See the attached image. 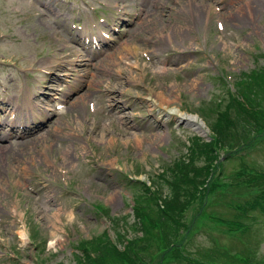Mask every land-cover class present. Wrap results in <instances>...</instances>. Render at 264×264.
<instances>
[{
    "label": "rangeland",
    "instance_id": "obj_1",
    "mask_svg": "<svg viewBox=\"0 0 264 264\" xmlns=\"http://www.w3.org/2000/svg\"><path fill=\"white\" fill-rule=\"evenodd\" d=\"M77 21L100 39L99 49H79ZM70 52L81 60L69 63ZM36 89L47 112L33 104ZM234 91L264 109V0H0V264H80V247L121 246L117 234H139V211L155 207L145 187L167 198V177L188 155L206 168L201 183L188 185L179 246L158 260L152 254L161 245H150L145 257L206 264L226 262L217 259L223 251L264 264V212L237 219L234 207L264 188V178L241 173L264 169L260 118L247 138L233 127L229 147L200 146ZM30 113L31 129L19 127L17 116ZM182 114L195 115L203 130ZM9 125L15 135L2 136ZM67 153L72 161L57 169Z\"/></svg>",
    "mask_w": 264,
    "mask_h": 264
},
{
    "label": "trees",
    "instance_id": "obj_2",
    "mask_svg": "<svg viewBox=\"0 0 264 264\" xmlns=\"http://www.w3.org/2000/svg\"><path fill=\"white\" fill-rule=\"evenodd\" d=\"M236 92V91H235ZM244 93L236 92L230 94V102L233 103V106L236 107V112L234 116L230 113L229 109H224L222 111H218L216 119L213 124L210 125V129L213 133V136H210L209 141H203L205 144L200 145L201 147L210 150L211 146H220V147H229L234 140V135L232 133V128L237 127L240 129V135L242 138H247L249 136V132L251 131V127H254L255 122L261 118L253 112L247 111V106L242 104L239 101V96H243ZM245 119L243 121V119ZM247 119V120H246ZM251 120L253 122H249ZM264 124L258 128V131H263ZM204 150V152H208ZM191 152H194L191 149ZM188 161H182L175 164V172L168 175L167 182L170 186L169 193L167 198H162L159 194L158 196L154 197V195L158 194V189L153 190L150 188L145 187V197L148 199V203L155 204V207L151 210L149 208L148 211H139V216H137L136 220H134L133 226L136 232L139 234H135L130 238H124L123 234L118 233L117 238L120 240L118 246L117 243H113L111 240H106L101 245L97 247L91 248L87 250L84 247H80L82 251L81 256V263L80 264H110L109 259L112 257L115 260L116 264H119L118 261L127 263V264H150L154 262L155 258L152 256L158 254V260L162 256L163 253L170 250H175L179 246L178 234H179V226L181 225L180 219L178 216L180 211L183 210V205H187V201L184 198L188 195V198H192L193 195L188 193V185H192L190 182H193L195 186V182L199 179L200 183L202 182V178L200 175L203 170L206 168H199L197 167L192 158L188 155ZM202 167V166H201ZM241 173L244 175L243 179H262L264 178V170H260L255 172L254 169H242ZM204 178V176H203ZM195 189V188H194ZM197 191V188H196ZM184 195L183 199L181 198ZM160 199L162 201V207L157 202ZM184 202V204H183ZM245 203V204H243ZM241 205H235V210L239 211L238 214L240 217H236L237 219L246 217L245 212L248 211H259L264 212V188L259 190L253 197L247 199ZM139 209L141 208L140 205H137ZM235 223L240 225L239 220H235ZM187 231L189 230L186 227ZM152 239H149V237ZM174 241L175 243L174 245ZM150 245H161V247H157V253H153L151 257L144 255V250H149ZM161 250V251H160ZM179 252V251H178ZM223 257H219L221 255ZM241 255V257H237ZM247 254H233L228 252V255L225 256L224 252H218L217 259H221L226 262L214 261L208 262L206 264H252L249 257H246ZM236 257V258H235ZM118 260V261H117ZM180 262V261H179ZM192 264H197L192 261H188ZM157 264V263H153ZM188 264V263H186Z\"/></svg>",
    "mask_w": 264,
    "mask_h": 264
},
{
    "label": "bare ground",
    "instance_id": "obj_3",
    "mask_svg": "<svg viewBox=\"0 0 264 264\" xmlns=\"http://www.w3.org/2000/svg\"><path fill=\"white\" fill-rule=\"evenodd\" d=\"M118 8H120V9H124V5H119L118 6ZM129 47H130V44H128V43H123L122 44V46H121V49H124V50H128L129 49ZM131 64L132 65H137V62L134 60V61H132L131 62ZM173 111L174 112H178L179 110L178 109H173ZM112 114V113H111ZM113 115V114H112ZM180 118L186 123V124H189V125H191V126H193L195 129H197L199 132L200 131H202L203 129V124H202V122L201 121H199L198 119H197V117L195 116V115H188V114H182L181 116H180ZM9 127H10V125H9ZM0 130H2V131H4L5 129H4V126H2L1 124H0ZM15 133V125H12L9 129H8V131L7 132H5L4 134H2V136H4V135H6V136H8V137H12L13 136V134ZM1 148H4L3 146L1 147ZM0 148V152H1V149ZM15 154V157L16 158H18V155L16 154V153H14ZM76 157V156H75ZM66 159H69L70 160V162L72 161L71 159V155H70V153H67V154H64L63 155V158L59 161H57V163H56V168L58 169V166H61L62 165V167H65L66 166ZM32 162L35 164L36 163V161H35V159H32ZM59 162V163H58ZM63 162V163H62ZM40 165V163H36V168H37V166H39ZM18 167L21 169V170H23V169H25V167L26 166H24V165H18ZM57 172H58V170H57ZM66 172H68L67 170H66ZM110 198H113L114 196H113V194H111L110 196H109ZM48 212H49V210H47L46 211V216L48 217ZM56 214V213H55ZM60 216V214L58 215V217ZM57 217V218H58ZM69 217H71V214H69ZM53 228H54V230H52V235L53 236H57L58 234H56V226L55 225H53ZM19 235L21 236V238L22 239H25L26 238V233H25V231H24V229H21V230H19ZM57 238L56 237H53L52 239H50L49 241H48V244L50 245V246H52V245H54L55 243H56V240Z\"/></svg>",
    "mask_w": 264,
    "mask_h": 264
}]
</instances>
